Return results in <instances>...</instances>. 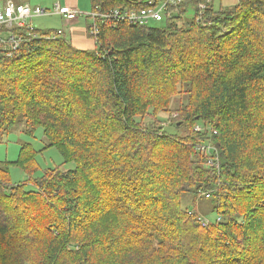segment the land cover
Segmentation results:
<instances>
[{
	"label": "trees",
	"instance_id": "1",
	"mask_svg": "<svg viewBox=\"0 0 264 264\" xmlns=\"http://www.w3.org/2000/svg\"><path fill=\"white\" fill-rule=\"evenodd\" d=\"M182 1L155 25L97 16L95 34L84 13L91 49L62 29L0 26V141L41 128L40 150L74 163L11 183L39 150L0 160V264H264V0ZM184 192L209 193L214 220L201 225Z\"/></svg>",
	"mask_w": 264,
	"mask_h": 264
},
{
	"label": "rangeland",
	"instance_id": "2",
	"mask_svg": "<svg viewBox=\"0 0 264 264\" xmlns=\"http://www.w3.org/2000/svg\"><path fill=\"white\" fill-rule=\"evenodd\" d=\"M16 3H24V0H14ZM27 1L31 7L39 6L40 8L46 9L47 11L52 10L49 8L51 5L47 4L48 0H25ZM52 1V0H49ZM58 1V0H53ZM86 1V8H90V0ZM213 7L215 9H231L236 3L237 0H212ZM26 4V3H25ZM56 4V3H55ZM55 4L53 6H55ZM52 7V6H51ZM84 9V11H85ZM83 11V10H82ZM52 13V12H51ZM44 14L41 16H34L28 19V26L39 28V29H57L58 26H61V18L59 16H55V14ZM51 14V15H50ZM193 15V8H189L185 12V17H191ZM80 17V16H79ZM83 19V18H82ZM59 21V24H58ZM159 22L150 20V25L158 24ZM66 28V26H64ZM63 28L64 33L69 35L66 29ZM176 115V113H174ZM173 114V115H174ZM172 115V116H173ZM164 114H160L159 118H162L163 127L167 132H173V127L171 126L170 121H166L167 117ZM24 142H29L32 146L39 150L36 155V165L37 169L32 172L28 173L24 169L19 166L11 165L9 167V181L11 183H17L22 181L31 180L35 177L42 175L43 171L46 168L52 167H59L62 169H69L74 167L73 162H66L64 163L63 156L55 147L45 148L40 150L46 142V139L43 135L42 129L38 128L35 131L34 136L28 135L22 131L21 128H17L15 130L10 131L7 135L2 137L0 141V160H14L18 155V150L21 144ZM27 188H31L32 185H27ZM193 199L195 200L194 204L192 205ZM181 203L183 207H191L193 208L200 216L205 217L208 221H213L215 218V212L212 210V204L208 197L205 196H198L194 198L192 193L184 192L181 196Z\"/></svg>",
	"mask_w": 264,
	"mask_h": 264
},
{
	"label": "built area",
	"instance_id": "3",
	"mask_svg": "<svg viewBox=\"0 0 264 264\" xmlns=\"http://www.w3.org/2000/svg\"><path fill=\"white\" fill-rule=\"evenodd\" d=\"M180 1V0H177ZM176 0H162L161 3L156 6V0H147L145 8L141 9L140 11H123L120 12L119 10H112L109 13L101 14L97 12H87L86 14H89L90 18L92 19V29L91 32L93 34L96 33V27L94 26L95 18L97 16L105 17L114 19L117 21H124L127 20L130 23H139L144 24L147 23L149 20H161L163 15L168 9V6L173 5L177 2ZM199 8L204 9L205 5L204 3L199 4ZM55 12L59 13L66 19H74L78 15H80V12L75 10L74 8L69 7H60L59 5H56ZM47 14V11L43 8H40L39 6L31 7L28 4L25 3H16L13 0H5L0 3V26L5 27L7 30H11L15 27H23L28 25V19L34 16H41ZM83 14V13H81ZM11 38L10 40L15 41L14 38H12V35H9ZM200 151L203 154H208L209 156V162L217 161V155L215 151L214 146L212 145H202L200 146ZM212 155L215 157L211 158ZM204 195L206 197L209 196V193L205 192ZM219 219V218H217ZM199 221L201 225H206L208 223V220L205 217L199 218Z\"/></svg>",
	"mask_w": 264,
	"mask_h": 264
},
{
	"label": "crops",
	"instance_id": "4",
	"mask_svg": "<svg viewBox=\"0 0 264 264\" xmlns=\"http://www.w3.org/2000/svg\"><path fill=\"white\" fill-rule=\"evenodd\" d=\"M22 2L29 4L25 0ZM47 4L52 6V7L51 6L49 7L52 9V10H50V13L52 12L51 14H55V16H59L61 18V26H58L57 29L63 30V28H65L64 26H66L65 29H66L67 33L70 34V39L74 45H76L82 49H91L93 47V44H94L93 39H91L85 33L86 19L83 17V14L84 13L86 14L87 12L90 11V8L85 9L86 8V1L84 2V0H58L56 2L53 0L52 1L48 0ZM54 4H55V6H53ZM56 5H59L60 7L66 6L69 8H74L75 10L80 12V14L81 13H83V14L80 15V17L77 16L73 20H66L63 17H61V15L59 13L54 11ZM84 9H85V11H84ZM58 24H59V21H58ZM63 33H64V30H63Z\"/></svg>",
	"mask_w": 264,
	"mask_h": 264
},
{
	"label": "clouds",
	"instance_id": "5",
	"mask_svg": "<svg viewBox=\"0 0 264 264\" xmlns=\"http://www.w3.org/2000/svg\"><path fill=\"white\" fill-rule=\"evenodd\" d=\"M215 148V151H214V153L216 152V155H217V160H218V152H217V148L216 147H214ZM208 162H209V157H208ZM209 163H211V162H209Z\"/></svg>",
	"mask_w": 264,
	"mask_h": 264
},
{
	"label": "bare ground",
	"instance_id": "6",
	"mask_svg": "<svg viewBox=\"0 0 264 264\" xmlns=\"http://www.w3.org/2000/svg\"><path fill=\"white\" fill-rule=\"evenodd\" d=\"M184 1V0H183ZM182 1V2H183ZM186 2H187V0H185ZM180 4V3H179ZM139 8V7H138ZM120 9H122V8H120ZM177 9V8H176ZM119 10V9H118ZM134 10H135V8H134ZM123 12V11H122ZM177 12V11H176ZM125 22V21H124ZM135 25V24H134ZM139 25V24H138ZM144 25V24H143ZM149 25V24H148ZM202 128V127H201ZM196 130V129H195ZM201 130V129H200ZM198 131V130H197ZM204 145V144H203ZM196 149H197V147H196ZM198 149H200V148H198Z\"/></svg>",
	"mask_w": 264,
	"mask_h": 264
}]
</instances>
